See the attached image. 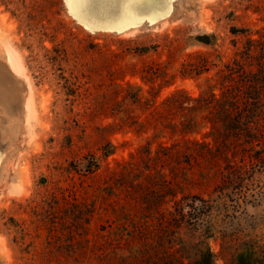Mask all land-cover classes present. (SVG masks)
<instances>
[{"label": "rangeland", "instance_id": "rangeland-1", "mask_svg": "<svg viewBox=\"0 0 264 264\" xmlns=\"http://www.w3.org/2000/svg\"><path fill=\"white\" fill-rule=\"evenodd\" d=\"M233 28L264 39V0H0V264H75L76 207L100 206L112 173L126 188L135 175L142 185L157 180L165 207L174 191H212L211 183L164 186L175 154L160 149L180 137L161 132L168 119L154 112L177 90L196 97L207 88L244 46ZM203 58L209 71L182 75ZM137 89L141 102L131 105ZM253 179L262 189H252L256 201L238 230L264 245V174ZM206 243L225 264L222 235Z\"/></svg>", "mask_w": 264, "mask_h": 264}, {"label": "trees", "instance_id": "trees-1", "mask_svg": "<svg viewBox=\"0 0 264 264\" xmlns=\"http://www.w3.org/2000/svg\"><path fill=\"white\" fill-rule=\"evenodd\" d=\"M233 31L246 39L244 46L236 48L237 41H232L234 58L222 65L215 79L207 80V88L196 97L177 90L154 112L159 123L168 119L161 132L165 129L170 138L180 137L160 149L175 154L170 170L174 178L162 180L164 186L174 190L183 181L211 183L212 191L207 196L187 193L179 198L174 191L171 206L165 207L164 196L155 194L157 180L142 185L135 175L126 188L123 175L112 173L100 206L94 201L90 207H76L75 264H216V255L206 243L214 233L225 239V264H264L261 241L242 238L238 230L245 207L256 201L257 192L252 189H262L253 177L264 174V39H252L243 28ZM193 71H209L206 59L185 64L182 75ZM139 92L129 98L131 105L140 104ZM126 99L122 97V102ZM206 127L209 131L201 140L194 138ZM140 148L151 154L149 147ZM130 164L123 168L129 170ZM144 170L150 175L152 168L144 164ZM156 175L164 178L160 171ZM94 219L93 230L89 226ZM195 234L197 240L192 239Z\"/></svg>", "mask_w": 264, "mask_h": 264}, {"label": "snow or ice", "instance_id": "snow-or-ice-1", "mask_svg": "<svg viewBox=\"0 0 264 264\" xmlns=\"http://www.w3.org/2000/svg\"><path fill=\"white\" fill-rule=\"evenodd\" d=\"M90 2V0H65V3L67 4H85ZM128 3L135 2V0H126Z\"/></svg>", "mask_w": 264, "mask_h": 264}, {"label": "bare ground", "instance_id": "bare-ground-1", "mask_svg": "<svg viewBox=\"0 0 264 264\" xmlns=\"http://www.w3.org/2000/svg\"><path fill=\"white\" fill-rule=\"evenodd\" d=\"M8 57H9V59H11V53H10V51H8ZM28 107V106H27ZM29 108V107H28Z\"/></svg>", "mask_w": 264, "mask_h": 264}]
</instances>
